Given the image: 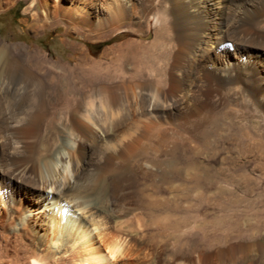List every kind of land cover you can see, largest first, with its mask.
Instances as JSON below:
<instances>
[{"label": "bare ground", "instance_id": "6f19581e", "mask_svg": "<svg viewBox=\"0 0 264 264\" xmlns=\"http://www.w3.org/2000/svg\"><path fill=\"white\" fill-rule=\"evenodd\" d=\"M11 1L0 0V9ZM35 2L41 12L31 15L32 31L39 21L53 25L58 16L81 38L122 30L130 34L127 46L146 50L144 80L155 65H164L162 88L135 82L137 92L150 91L157 101L137 110L140 118L199 128L225 108L244 125L255 122L264 135V0H32L29 6ZM40 65L34 55L0 44V73L22 76L15 85L26 82L31 89L25 117L0 116V243H14L23 252L9 258L10 264H156L159 256L140 261L128 240L97 217L99 185L82 196L76 188L85 172L101 177L129 153L130 143L122 147L121 137L132 129L121 125L117 91L104 84L97 97L86 93L69 106L71 92L57 94L55 85L40 77ZM3 87L0 82V105L7 101ZM58 106L63 112L53 121L51 109ZM96 113L103 118L93 120ZM109 210L118 212L116 205ZM249 249L246 264H261L264 247L253 243ZM6 257L0 251V258ZM163 263L211 264L200 257Z\"/></svg>", "mask_w": 264, "mask_h": 264}, {"label": "rangeland", "instance_id": "374dc122", "mask_svg": "<svg viewBox=\"0 0 264 264\" xmlns=\"http://www.w3.org/2000/svg\"><path fill=\"white\" fill-rule=\"evenodd\" d=\"M31 1L13 0L0 9V44L34 55L35 63L39 59L40 77L55 85L57 94L71 92L69 106H75L86 93L97 97L101 85L113 86L122 106L121 125L131 126L121 137L122 147L130 143L127 156L117 159L118 165L101 177L94 171L85 172L76 187L81 196L94 183L101 187L96 215L107 221L108 231L121 233L140 261L156 255L160 257L156 264L176 257L246 264L252 255L251 244L264 247V135L260 127L255 122L244 125L239 115L225 108H218L199 128L192 123L181 126L174 119L140 118L137 110L156 99L150 91L137 92L135 82L143 79L162 88L164 65H155L144 80L141 56L146 50L127 46L130 34L122 30L95 40L81 38L69 32L58 16L53 25L39 21L32 31L28 27L31 15L41 9L37 2L29 6ZM109 24L112 30L113 22ZM19 77L0 73L8 101L0 105V116L23 118L27 113L31 89L26 82L15 85L24 79ZM61 112L60 106L52 108V120H58ZM100 117L96 113L93 120ZM113 179L117 184H112ZM113 205L118 212L110 215ZM3 215L0 206V221ZM4 243L0 251L7 257L0 258V263L10 264L9 258L23 254L14 243ZM234 248L239 251L231 253Z\"/></svg>", "mask_w": 264, "mask_h": 264}]
</instances>
